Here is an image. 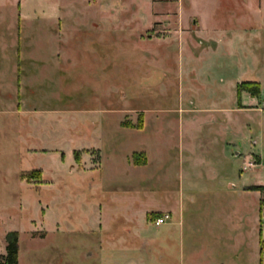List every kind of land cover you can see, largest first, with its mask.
Masks as SVG:
<instances>
[{"label": "rangeland", "instance_id": "1", "mask_svg": "<svg viewBox=\"0 0 264 264\" xmlns=\"http://www.w3.org/2000/svg\"><path fill=\"white\" fill-rule=\"evenodd\" d=\"M153 2L0 0V256L17 232L18 264H263L252 223L232 219L258 217L240 193L264 185V107L239 109L235 84L261 83L264 50L201 52L192 34L142 45L167 36L142 32ZM214 4L154 10L206 29V13L231 8ZM210 204L230 218L216 241Z\"/></svg>", "mask_w": 264, "mask_h": 264}, {"label": "crops", "instance_id": "2", "mask_svg": "<svg viewBox=\"0 0 264 264\" xmlns=\"http://www.w3.org/2000/svg\"><path fill=\"white\" fill-rule=\"evenodd\" d=\"M162 0H156V2H153L151 5V17L148 18L147 21L144 22V29L142 32H145L147 30H152L153 27H149L150 24H158V27L156 31H154L155 34H166L167 36H156L152 38L149 41L142 40V45H148L155 42H170L172 41V36L177 35L182 40L183 36H186V34H192L191 35V43L196 47V49L199 48V51H210L211 54L216 53L219 50L224 49H240V50H255V51H261L264 50V0H222V2H226V5H229L231 8H228V10H224L223 13H217L212 12L206 13V29L202 27L201 25V18L197 16H190L186 19V22H184L179 14L177 12H172V14L169 13H159L155 12V7L165 6L173 3H177L179 0H163L168 1L165 3L160 2ZM209 3L211 2L213 7L215 6L214 3H216L219 0H207ZM153 11V12H152ZM172 15V18H167L165 20H169V23L163 21H158L157 18L160 15ZM21 15V13H20ZM20 15L18 16V21L20 19ZM172 19V20H171ZM221 19V21L219 20ZM223 19V20H222ZM162 22V25L160 23ZM189 22H191V25L187 29ZM219 23L222 25L219 26ZM210 24V26H209ZM141 33V32H140ZM204 33V34H202ZM19 39V37H18ZM20 41V40H19ZM202 54V53H201ZM198 53V55H201ZM197 55V56H198ZM257 57V62L259 64L262 63L264 60V56L259 55ZM264 76V75H263ZM260 81V78L257 81L261 89H260V97L253 98L249 94L242 92L240 94V108L239 109H253L260 106L264 107V78ZM244 82V81H242ZM242 82H237L235 84V91L237 85H239ZM237 97V94H236ZM237 99V98H236ZM245 102H248L246 104ZM258 105V106H256ZM249 156H246L245 158H248ZM258 159V163L251 166H246L245 160L242 164L243 170H253L256 166L260 164V157L255 156ZM83 162V160H82ZM209 173H206V175H203L205 178ZM183 177V175H180ZM209 177H217V175H213L210 173ZM219 177V175H218ZM212 182L206 181L204 186L202 188H199L203 190L204 192H210L212 189L210 187ZM245 183V182H244ZM195 187V186H194ZM192 187L191 192H197V187ZM257 187H264V185H258V184H244L242 186L241 195L245 196H253L257 198L258 201V217L256 218L255 215L253 216H247L249 213L244 212V207L237 208V216L235 219L232 220L236 222V225L239 228L246 230V220L250 221L251 228L248 230V233H253V236L258 238L257 248L260 254V239L264 240V192L263 191H255L252 190V188ZM198 189V190H199ZM199 192V191H198ZM183 196L182 191L180 190V199ZM263 202V204H262ZM213 207L212 204H210L207 208H205V214H204V220L205 223H207L208 228V234L209 238L213 241H216L218 239V234L216 233L215 228L212 227L213 223L215 221H230L229 215L227 213H222L215 211L211 209ZM252 217V218H251ZM223 222V221H222ZM240 229V230H241ZM242 239V238H241ZM241 239H239V236L236 238V241H238V247L239 249L242 247L240 245ZM229 241V240H227ZM116 247V244L114 245ZM127 251L126 248L119 249L118 252L113 250L114 259H117L118 257H121L120 254ZM101 250H98V258L101 259ZM112 264H119L118 261H114ZM264 264V261H263Z\"/></svg>", "mask_w": 264, "mask_h": 264}, {"label": "trees", "instance_id": "3", "mask_svg": "<svg viewBox=\"0 0 264 264\" xmlns=\"http://www.w3.org/2000/svg\"><path fill=\"white\" fill-rule=\"evenodd\" d=\"M241 92L249 93L253 98L260 97V86L257 83H240L237 85L236 94H237V102L239 104L240 94ZM74 158L77 161V155L74 154ZM135 157V156H134ZM141 158V157H140ZM135 165H144L145 158L142 157L141 161L134 162ZM255 191H264V187L252 188ZM160 217V215H155L152 218L154 221L156 218ZM18 233L17 232H9L5 236V254L0 256V264H18ZM264 251V240L260 239V253Z\"/></svg>", "mask_w": 264, "mask_h": 264}, {"label": "built area", "instance_id": "4", "mask_svg": "<svg viewBox=\"0 0 264 264\" xmlns=\"http://www.w3.org/2000/svg\"><path fill=\"white\" fill-rule=\"evenodd\" d=\"M249 165H252V164H249ZM170 220V215L169 214H164L158 218H156L154 221H153V224L156 226V227H160L162 225H164L165 223H167L168 221Z\"/></svg>", "mask_w": 264, "mask_h": 264}]
</instances>
